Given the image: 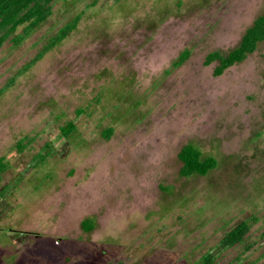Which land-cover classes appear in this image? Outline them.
Masks as SVG:
<instances>
[{
  "label": "rangeland",
  "instance_id": "1",
  "mask_svg": "<svg viewBox=\"0 0 264 264\" xmlns=\"http://www.w3.org/2000/svg\"><path fill=\"white\" fill-rule=\"evenodd\" d=\"M263 6L53 0L13 45L18 26L0 45V264H190L251 214L214 264H263L264 40L219 75L216 61L203 63L234 47ZM75 15V28L22 69ZM67 120L76 128L63 138ZM186 143L215 166L181 176Z\"/></svg>",
  "mask_w": 264,
  "mask_h": 264
},
{
  "label": "trees",
  "instance_id": "2",
  "mask_svg": "<svg viewBox=\"0 0 264 264\" xmlns=\"http://www.w3.org/2000/svg\"><path fill=\"white\" fill-rule=\"evenodd\" d=\"M53 0H0V45L15 29L23 25L21 31L13 34L10 38L13 45H18L24 38H26L35 27L43 22L51 14V3ZM79 20V16H73L69 21L58 28L56 33L52 35L47 43L22 67L28 68L37 59H39L48 49L55 43L62 40L71 30H73ZM264 40V6L259 14H257L250 22V24L243 30L238 43L229 49L227 52L221 54L218 51H210L205 55L204 64H209L216 61L212 68L213 75H219L221 72L232 65L233 63L241 61L247 54L251 53L258 42ZM189 51L187 49L181 50L177 58L172 62V66L180 65L187 57ZM3 87L0 88V93ZM97 98H92L90 102L75 109V115H81L86 108L95 103ZM75 122L67 120L64 124L57 127L58 134L67 138L75 131ZM112 127L108 126L102 130V135L106 139L110 136ZM26 138V137H25ZM24 137L15 143L18 151L29 141L24 142ZM44 155L37 154V161L42 160ZM176 158L180 162L179 174L181 176H189L191 174L204 175L215 166V159L212 156H202L199 149L190 143H186L179 147L176 152ZM36 161V162H37ZM6 168V163L0 157V173ZM257 217L250 215L245 219L236 222L234 225L225 230L218 239L213 249H207L200 257L190 264H214L216 258L224 250L232 247L236 243L243 240L251 225L256 222ZM80 227L83 231H89L92 228V223L88 219L80 222ZM250 245H247L246 249ZM227 262L224 264H232ZM108 264H117L108 263ZM264 264V263H263Z\"/></svg>",
  "mask_w": 264,
  "mask_h": 264
}]
</instances>
